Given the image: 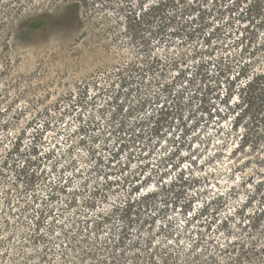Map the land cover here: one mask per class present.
Instances as JSON below:
<instances>
[{
	"label": "rangeland",
	"instance_id": "rangeland-1",
	"mask_svg": "<svg viewBox=\"0 0 264 264\" xmlns=\"http://www.w3.org/2000/svg\"><path fill=\"white\" fill-rule=\"evenodd\" d=\"M66 2L0 0V264H37L39 260L41 264H92L90 258L84 259L77 249L70 246V239L62 236L59 230L75 229L70 228L69 221L75 212L86 210L83 202L96 192L95 189L99 191L92 195L94 207L87 208L88 212L93 215L101 210L107 211L114 201L130 190L129 181L127 185L119 183L112 186L108 182L133 175L141 164L144 170L140 178L151 176V185L142 186L143 191L152 190L159 182H170L178 173L187 179L188 188L182 199L195 197L188 215L218 195L216 219L219 221L245 201L246 191L241 184L244 171L240 173L236 163L231 162L225 153H213V144L219 140L217 123L223 127L222 138L228 140L230 122L220 124L202 118L201 122H185L184 135H179V131L174 129L171 132L174 139L162 137L159 140L152 136L146 157L139 159L134 155L125 170L120 172L115 164L125 162L130 152L135 154L139 144L122 150L109 168L104 166L106 162L97 159L99 156L105 159L110 149L119 147L116 137L103 133L109 121L96 112L102 101L97 100L96 104L83 110V120L77 118L78 112L57 116V111L63 108V105H58L66 94L78 92L85 84H91L93 78L110 70L116 56L131 53L127 41L115 37L118 17L110 3L100 0L89 11L83 9L77 21L71 14L60 16L64 14ZM226 13L225 19L229 16ZM202 24L191 34L182 33L161 43L154 41L157 44L155 51L168 49L179 55L184 53L189 66H193L195 60L208 61V32L219 28L217 34L223 36L224 26L216 17L208 26V11ZM232 30L237 35V28ZM194 52L202 54L193 56ZM93 93L90 91V95ZM46 110L50 113L46 114ZM92 115L94 117L88 121L87 116ZM83 122H93L90 129L94 126L91 132L97 135L93 149L89 148L88 134L86 141L79 142L81 136L77 127ZM194 123L196 125L192 128L190 125ZM171 152L174 154L169 164L163 167L160 158ZM23 165L36 174L31 187L26 185V179L15 178ZM114 168L117 171L111 170ZM246 168L247 172H254L247 165L242 170ZM58 183L67 185L65 193L57 192L56 200L47 201L50 187ZM30 195L37 197L38 203L47 201L54 209L51 218L43 219L39 232L44 237L35 244L27 239L33 228L37 206L32 204ZM68 195L77 201L72 207L60 208V200ZM163 199L160 193L150 208L157 218L151 226L154 235L151 248L174 252L180 264L185 262V258L194 256L196 251L202 259L216 255L221 264H226L228 252L223 253L219 249L228 242L249 246L251 240L257 243L264 240V218L253 231L241 230L235 216L229 219L224 230L217 231L212 227L197 233V223L192 221L187 225L186 216L177 210L167 207L162 214ZM145 212L149 211L143 210V214ZM166 220L167 224L162 226ZM52 222L55 226L49 232ZM136 230V227L132 228V238L137 237ZM101 232L100 235L104 236L108 230L104 228ZM71 234L73 236L74 232ZM143 238L144 235H140L139 240ZM196 240H199L197 245ZM42 249L47 255L41 253ZM61 251H64L63 255ZM258 260L254 264L264 262V257Z\"/></svg>",
	"mask_w": 264,
	"mask_h": 264
},
{
	"label": "trees",
	"instance_id": "trees-1",
	"mask_svg": "<svg viewBox=\"0 0 264 264\" xmlns=\"http://www.w3.org/2000/svg\"><path fill=\"white\" fill-rule=\"evenodd\" d=\"M99 1L67 0L64 14L60 16L71 14L79 21L82 10L89 11ZM104 1L110 3L118 17L115 22L116 39L127 41L131 53L116 56L110 70L93 78L91 84H85L78 92L66 94L58 105H63V108L57 111V116L78 112L77 118L83 120V110L96 104L97 100L102 101L96 112L109 121L103 133L116 137L119 147L110 149L105 159L101 156L97 159L106 162L104 166L109 168L122 150L139 144L135 154L130 152L125 162L115 164L120 172L125 170L134 155L139 159L146 157L152 136L159 140L162 137L165 140L174 139L171 136L174 129L179 131V135H184L185 122H201L202 118L220 124L230 122L228 140L222 138L223 127L217 123L219 140L213 144V153H225L231 162L236 163L240 173L244 171L241 184L246 197L243 204L219 221L216 219L219 212L218 195L188 215L195 197L182 199L188 188L187 179L178 173L170 182H159L152 190L143 191L142 186L151 185V176L148 174L140 178L144 170L141 164L138 166L141 170L139 174V171H135L129 177L108 182L112 186L119 183L127 185L129 181L130 190L125 196L114 201L107 211L101 210L92 215L87 208L94 207L95 198L92 195L99 191L95 189L96 192L83 202L86 210L75 212L70 219V228L75 229L68 231L60 228V234L70 239V246L77 249L84 259L90 258L92 264H180L174 252L151 248L154 236L151 226L157 218L150 208L160 193L164 196L160 212L163 214V209L167 207L177 210L186 216L187 225L192 221L197 223V233L212 227L217 231L224 230L229 219L235 216L241 230H256L264 218V0ZM207 2L210 4L207 5ZM101 5L104 7L102 2ZM207 11L208 26L215 17L221 19L224 26L223 36L217 34L219 28L208 32V61L195 60L194 65L189 66L184 53L179 55L168 49L155 51L157 44L154 41L159 43L197 30L203 25ZM226 12L229 14L227 19L224 18ZM232 28H237V35H234ZM197 54L202 53L194 52L193 56ZM90 91L94 93L90 95ZM49 113L50 110H46V114ZM93 117L87 116L88 121ZM91 125L93 122L80 123L77 132L81 136L79 142L86 141L87 134L90 136L89 148L93 149L97 135L91 132L94 128L90 129ZM195 125L190 126L194 128ZM172 154L174 152L160 158L163 167L169 164ZM145 164L148 165L147 162ZM246 165L254 172H247V168L242 170ZM111 170L117 171L116 168ZM15 178L26 179V185L31 187L36 174L34 170H26L23 165ZM56 185L51 186L46 194L47 201L56 200L57 192L65 193L66 184ZM30 198L32 204L37 206L33 228L27 239L35 244L44 237L39 232L43 219L51 218L54 209L47 201L38 203L34 195H30ZM76 201V198L68 195L60 200L59 206L72 207ZM25 204L28 205L27 202ZM143 210L149 212L143 214ZM52 223L49 232L55 226ZM166 224L167 220L162 226ZM133 227L137 229V237L132 238L130 232ZM104 228L108 232L101 236ZM71 232H74L73 236ZM140 235H144L141 241ZM219 251L228 252L226 264H254L259 262L258 258L264 257V240L261 243L251 240L249 246L228 242ZM61 252L63 255L64 251ZM41 253L47 255L43 249ZM38 263L41 264V260ZM183 264L221 262L216 255L202 259L199 251H196L194 256L185 258Z\"/></svg>",
	"mask_w": 264,
	"mask_h": 264
}]
</instances>
